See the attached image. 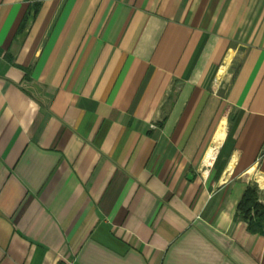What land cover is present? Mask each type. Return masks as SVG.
Listing matches in <instances>:
<instances>
[{
    "label": "crops",
    "instance_id": "crops-1",
    "mask_svg": "<svg viewBox=\"0 0 264 264\" xmlns=\"http://www.w3.org/2000/svg\"><path fill=\"white\" fill-rule=\"evenodd\" d=\"M252 183L264 0H0V264H264Z\"/></svg>",
    "mask_w": 264,
    "mask_h": 264
},
{
    "label": "trees",
    "instance_id": "trees-1",
    "mask_svg": "<svg viewBox=\"0 0 264 264\" xmlns=\"http://www.w3.org/2000/svg\"><path fill=\"white\" fill-rule=\"evenodd\" d=\"M236 218L247 223L250 232L264 233V195L256 184L245 189L236 207Z\"/></svg>",
    "mask_w": 264,
    "mask_h": 264
},
{
    "label": "bare ground",
    "instance_id": "bare-ground-1",
    "mask_svg": "<svg viewBox=\"0 0 264 264\" xmlns=\"http://www.w3.org/2000/svg\"><path fill=\"white\" fill-rule=\"evenodd\" d=\"M218 135H219V134H218ZM221 137H222L221 134L217 137V139H216V143H217V144L219 143ZM214 154H215V148H212V149L210 150L209 154H208V162H210V161L213 159Z\"/></svg>",
    "mask_w": 264,
    "mask_h": 264
},
{
    "label": "rangeland",
    "instance_id": "rangeland-1",
    "mask_svg": "<svg viewBox=\"0 0 264 264\" xmlns=\"http://www.w3.org/2000/svg\"><path fill=\"white\" fill-rule=\"evenodd\" d=\"M234 67H235V64H234ZM252 184H255V183H252ZM260 190H261L262 194L264 195V190H262V189H260Z\"/></svg>",
    "mask_w": 264,
    "mask_h": 264
}]
</instances>
